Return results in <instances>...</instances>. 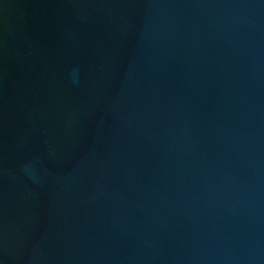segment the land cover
I'll list each match as a JSON object with an SVG mask.
<instances>
[{
    "label": "water",
    "instance_id": "obj_1",
    "mask_svg": "<svg viewBox=\"0 0 264 264\" xmlns=\"http://www.w3.org/2000/svg\"><path fill=\"white\" fill-rule=\"evenodd\" d=\"M0 264H264V0H0Z\"/></svg>",
    "mask_w": 264,
    "mask_h": 264
}]
</instances>
